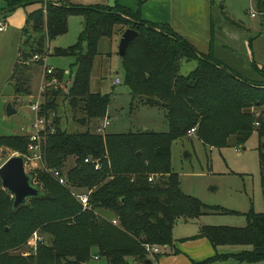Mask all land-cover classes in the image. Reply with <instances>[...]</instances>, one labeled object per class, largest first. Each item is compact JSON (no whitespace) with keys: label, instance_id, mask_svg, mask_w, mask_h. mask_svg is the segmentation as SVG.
Here are the masks:
<instances>
[{"label":"trees","instance_id":"1","mask_svg":"<svg viewBox=\"0 0 264 264\" xmlns=\"http://www.w3.org/2000/svg\"><path fill=\"white\" fill-rule=\"evenodd\" d=\"M43 1L6 0L1 11L8 14L40 4L39 9L28 14L22 32L24 40L10 77L16 91L30 93L27 81L34 65H42L31 63L33 57L45 56L48 44L67 32L68 18L79 15L83 29L76 44L54 49L51 55L73 58V82L70 87L65 83L62 90L46 88L40 115L50 120L58 110V97H63L77 124L89 127L105 118L110 97L91 93L89 88L98 45L104 38L121 36L131 29L137 37L128 45L121 62L123 82L133 100L163 110L168 131L102 135L87 129L69 133L59 127L57 119L51 120L54 133L43 134L41 162L60 173L66 161L73 158L74 166L60 173L68 185H60L45 171L30 173L41 195L13 209V198L0 181V264H87L94 249V258L103 257L107 264H128L129 259L148 261L146 246L173 247L172 230L176 224L195 220L206 210L199 200L181 192L180 180L170 168L172 142L187 136L195 135L205 146L216 148L228 142L244 145L257 132L264 186V67L253 65L262 82L244 79L212 56L198 53L168 25L144 22L138 12L120 5L78 6ZM256 4L264 11V0H256ZM182 61L196 62L195 69L181 75ZM59 72L57 78L61 81L63 75ZM252 109L256 112L252 113ZM78 113L83 117L78 118ZM192 129L194 133L189 135ZM29 138L28 134L0 136V151L8 149L30 157ZM85 159L98 162L100 169L85 163ZM150 174L157 175L151 182ZM69 187L87 195L88 209H82ZM207 210L219 211L212 207ZM103 212L110 214L108 218L102 216ZM247 218L245 228L202 227L197 236L179 242L205 238L213 248L214 256L192 264H226L229 259L239 264H264V214L251 212ZM39 228L46 242L34 254L26 258L12 254ZM225 247L251 250L220 255L218 250Z\"/></svg>","mask_w":264,"mask_h":264},{"label":"rangeland","instance_id":"2","mask_svg":"<svg viewBox=\"0 0 264 264\" xmlns=\"http://www.w3.org/2000/svg\"><path fill=\"white\" fill-rule=\"evenodd\" d=\"M216 7H220L221 15H219V18H221V21H231L234 23L230 26L231 29L233 27L243 37L248 36L247 41H251L249 52L252 53L254 62L264 65V11L257 7L256 0H217L215 2ZM32 10L33 6L21 7L8 18L6 16L5 21L9 26V30L6 34H0V136L25 135L27 133L26 128H30L35 119V114L30 108L31 104L34 102L40 103V115L41 106L45 101L43 94H41V86L45 85L48 88H60L62 90L65 83L70 87L73 82L75 74L73 58L51 55L54 49H67L76 44L83 29V18L79 15L70 16L67 22V32L52 40L48 45L49 53L47 52L46 65L54 70L53 74L45 80L40 65L35 64L34 67L37 72L32 71L31 79L27 81L30 85V93L28 95L17 91H15L16 94L14 93L15 85L13 87V81L10 84V77L18 58L19 44L24 40V37L20 34L22 35L23 30L26 28L27 16L25 14L31 13ZM252 14H254V17H251ZM215 15H217L216 11ZM119 40L120 35L116 34L112 38H104L99 42L98 55L90 74V92L110 97L107 116L99 121H94L89 127L81 126L74 121L75 118L68 107L67 100L58 97V110L56 113L51 114L49 121L57 119L59 127L69 133H80L87 129L102 135L124 134L142 130L154 133L168 131L163 110L141 104L139 100H133L128 87L124 84V71L118 54ZM239 45L243 48L242 43H239ZM33 47L36 48L37 46L33 45ZM82 47L85 48V45L83 44ZM26 51H28V48H26ZM223 51L237 56L236 58L241 63L237 65L238 69H233V67L225 65L226 63L219 62L217 55H214L212 59L219 62L227 70L237 75L240 74L245 78L241 71L243 68H249L250 63L247 62L244 49L236 52L232 49L225 50L223 48L219 53H224ZM220 60L222 61V59ZM195 67L196 62L182 61L180 74L186 75L193 71ZM58 72L63 75L61 81L57 78ZM117 79L120 83L113 84ZM54 80H56V83ZM11 95L18 96V98L11 99L9 97ZM8 103L15 111L13 115H7L6 113ZM250 111L252 113L253 111L256 112L253 109ZM77 117H83V115L78 113ZM106 120H109V125L104 126ZM254 127L255 129L258 128L256 122ZM259 142L257 132H254L249 140L241 146L228 142L224 147L210 148L205 146L195 135L172 142L169 163L172 172L177 174L180 180L181 192L199 200L206 207V210H203V214L197 219L189 222L180 221L176 224L172 230L174 242L182 239L189 240L197 236L202 227L245 228L248 225L247 217L251 212L264 214V186L259 160ZM12 156H19V154L8 149H1L0 164ZM74 162L73 158H69L62 172L65 174L70 170L74 166ZM38 170L45 171L52 177L51 169H48L43 162L27 159L25 156V172L30 174ZM156 176V174H150L149 178L154 179ZM64 179L65 184L62 186L68 185L65 177ZM68 189L71 195L78 200V195L82 193L75 187H69ZM208 207L216 208L219 211L207 210ZM109 215L103 212L102 216L108 218ZM35 231L45 237L40 228ZM27 241L22 248L13 250L12 254L21 258L28 257L26 253L34 254L27 248ZM44 241L46 242V238H44ZM221 249L224 251H218V253L224 256L237 255L242 251L251 250L249 247H225ZM159 251L161 252L162 249L159 248ZM168 251L171 252L172 249L169 248ZM154 255L156 254L149 253L148 260L151 263L148 264H159L158 261L151 258ZM91 256L87 264H107L103 257L94 258L97 256L95 249L92 251ZM127 262L128 264H147L145 262H135L132 259ZM226 264L239 263L229 259Z\"/></svg>","mask_w":264,"mask_h":264},{"label":"crops","instance_id":"3","mask_svg":"<svg viewBox=\"0 0 264 264\" xmlns=\"http://www.w3.org/2000/svg\"><path fill=\"white\" fill-rule=\"evenodd\" d=\"M6 0H0V22L5 23L7 29L0 34H6L9 30V26L5 19L16 13L19 10L17 8L8 14H2L1 11L5 6ZM52 3H70L78 6H107L114 7L120 5L128 8L133 13L138 12L140 18L144 22L153 24L168 25L174 33L180 36L182 39L191 44L198 53L204 56L217 55L218 61L226 63L233 69H238L237 65H240V61L237 56L229 52L219 53L223 48L232 49L236 52L243 50L247 62L250 63L249 68L241 71L245 75L244 79L252 82H262L263 79L258 75L253 65L258 67H264L262 64H256L252 53L249 52V43L247 41L248 36L239 35L231 25H234L231 21H221L219 18L220 7L215 8V2L217 0H44ZM33 11L40 8V4H33ZM27 7V6H26ZM21 8V7H20ZM25 8V7H22ZM218 9V10H217ZM216 14L215 15V11ZM28 16V14H25ZM27 18V17H26ZM20 36H22L20 34ZM121 37V36H120ZM20 41V37H19ZM242 43L243 48L239 45ZM22 44V43H21ZM19 44V48L21 47ZM50 44V43H49ZM48 44V45H49ZM229 46V47H228ZM18 48V50H19ZM214 52V53H213ZM220 57V58H218ZM220 59H222V62ZM228 59V60H227ZM235 67V68H234ZM41 68V67H40ZM241 69V68H240ZM35 70V69H34ZM239 71V70H237ZM37 72V70H35ZM42 72V68H41ZM238 73V72H236ZM240 73V72H239ZM240 76V74H238ZM242 77V76H241ZM243 78V77H242ZM38 80V79H37ZM12 84V81L11 83ZM114 84V83H113ZM14 87V84H13ZM14 88V93L16 94ZM12 98H18V96L11 95ZM29 130V127L26 128ZM179 239V238H178ZM175 240V239H174ZM172 251H168V249ZM163 250H165L163 252ZM174 251V252H173ZM224 251V250H218ZM227 251V250H225ZM224 253V252H223ZM157 259L152 256L151 258L158 261L159 264H192L193 262H200L204 259L214 256V250L211 247L207 239H197L193 241L174 242L173 247H164ZM149 263H151L149 261Z\"/></svg>","mask_w":264,"mask_h":264},{"label":"built area","instance_id":"4","mask_svg":"<svg viewBox=\"0 0 264 264\" xmlns=\"http://www.w3.org/2000/svg\"><path fill=\"white\" fill-rule=\"evenodd\" d=\"M251 17H254V14L251 15ZM7 27L5 23L0 22V32L6 31ZM48 54L45 56H41L39 54L35 55L33 57V61L35 62H41L42 65L40 66L42 68V75L45 79V77H49L53 74L54 70L52 68H49L46 65V59H47ZM56 83V80H54ZM120 81L117 79L114 84H119ZM41 94L44 93V90L48 87L45 85L41 86ZM31 111L35 114V119L29 130L27 131L26 134L30 136V144L28 146V151L30 153V157H26L27 159H33L36 161L40 162L42 161V151H41V143L44 140L43 134L45 133H54V129L50 127V121L46 120L45 118L41 117L39 115V109H40V103L34 102L30 106ZM109 125V120H106L104 123V126ZM102 131V130H101ZM194 133V129L189 131V135ZM85 163H93L95 166V169L98 170L100 168L98 162H92L90 159H85ZM51 175L58 181L60 185L65 184V179L60 175L58 171L51 170ZM149 181H152V178H149ZM78 201L83 207V210L88 209V202H87V196L86 195H78L77 197ZM112 224L116 225L117 222L115 220L112 221ZM44 242V237L39 234L37 231L33 232L32 235L30 236L29 240L27 241V248L32 252L35 253L37 248L43 244ZM147 251L150 254H158L160 253L159 248L156 247H149L146 246ZM28 256L30 255L29 253Z\"/></svg>","mask_w":264,"mask_h":264},{"label":"water","instance_id":"5","mask_svg":"<svg viewBox=\"0 0 264 264\" xmlns=\"http://www.w3.org/2000/svg\"><path fill=\"white\" fill-rule=\"evenodd\" d=\"M47 1H43L46 4ZM137 37L134 30H125L119 40V60L123 61L128 45ZM7 115L15 113L11 104L6 106ZM0 181L2 188L13 198V209L27 204L28 200L41 195L40 189L34 184L30 174L25 172V158L22 156H12L0 166ZM264 199V191H263ZM145 263H149V260Z\"/></svg>","mask_w":264,"mask_h":264}]
</instances>
